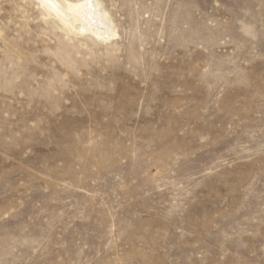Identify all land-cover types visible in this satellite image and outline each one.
<instances>
[{
  "label": "rangeland",
  "instance_id": "374dc122",
  "mask_svg": "<svg viewBox=\"0 0 264 264\" xmlns=\"http://www.w3.org/2000/svg\"><path fill=\"white\" fill-rule=\"evenodd\" d=\"M100 2L0 0V264H264V0Z\"/></svg>",
  "mask_w": 264,
  "mask_h": 264
},
{
  "label": "bare ground",
  "instance_id": "6f19581e",
  "mask_svg": "<svg viewBox=\"0 0 264 264\" xmlns=\"http://www.w3.org/2000/svg\"><path fill=\"white\" fill-rule=\"evenodd\" d=\"M47 15L57 19L62 29L73 35H92L98 40H112L117 31L110 24L108 12L100 0H37Z\"/></svg>",
  "mask_w": 264,
  "mask_h": 264
}]
</instances>
